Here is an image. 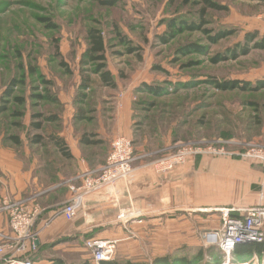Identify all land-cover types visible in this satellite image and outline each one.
I'll return each mask as SVG.
<instances>
[{"label": "rangeland", "instance_id": "obj_1", "mask_svg": "<svg viewBox=\"0 0 264 264\" xmlns=\"http://www.w3.org/2000/svg\"><path fill=\"white\" fill-rule=\"evenodd\" d=\"M115 1L111 6L100 0H0V98L11 79L21 82L15 93L28 99L21 107L26 115L19 120L28 122L31 113H49L54 108L49 101L31 99L33 94H44V87L30 68L36 67L42 72L47 68L55 82H63L68 88L76 86L80 56L88 46L87 33L91 28H98L108 43V67L116 75L117 86H105L100 76L92 73V64L85 67L90 70L91 88L85 91L83 103L75 102V98H81L79 88L73 97L72 124L79 132H118L129 124L126 130L139 151L136 167L164 154L179 141L240 140L264 145V88L220 90L214 83V78L252 83L264 79V49L252 47L247 54H238L219 63L212 61L226 48L243 41L245 31L264 28V0H215L225 4L228 10L208 9V24L204 28L214 32L233 28L235 33L213 42L203 30H176L167 43L159 37L169 32L168 20L182 16L196 21L205 7L203 0ZM51 23L57 27H52ZM119 33L128 38L127 44L121 42ZM128 46L140 49L130 54ZM58 47L72 73L60 65ZM144 84L160 86L161 90L159 94L151 93L142 88ZM54 86L60 92L61 86L57 83ZM126 92L131 102L126 99L128 108L122 113L120 107L125 103L123 95ZM10 113L0 115L1 133L14 119ZM79 114L85 119L78 120ZM49 130L51 124L46 123L41 131L30 130L29 126H9L5 133L24 135L31 151L38 150L43 160L47 156L50 160L52 157L61 159L50 149L48 139L40 144L30 141L34 134L47 137ZM106 149L104 141L85 147V155L91 159L87 161L94 170L106 163ZM35 154L38 155L37 151ZM243 164L245 168L251 167L252 179H257L254 173L260 170L257 163L247 161ZM205 166L204 162L198 166V176L205 174ZM61 190L53 194L57 199L62 197L58 193ZM196 220L177 219L171 223L163 218L135 223L123 231L122 238L112 239L117 240L112 260L153 264L155 258L166 254L194 259L201 248L216 247L194 264H227L228 256L221 258L217 246L204 244L202 235L210 229L199 231L194 226ZM85 241L79 240L75 246L62 250V257H59L62 263L81 264L89 259ZM50 249V246H43L30 254V257L36 256H33V263L41 252ZM246 260L264 264L259 256L253 255ZM0 264L5 262L0 260Z\"/></svg>", "mask_w": 264, "mask_h": 264}, {"label": "crops", "instance_id": "obj_2", "mask_svg": "<svg viewBox=\"0 0 264 264\" xmlns=\"http://www.w3.org/2000/svg\"><path fill=\"white\" fill-rule=\"evenodd\" d=\"M258 28L264 32V28ZM250 31H245V34ZM43 73L51 77L49 69H43ZM76 81V86L73 84L74 86L70 88L65 87L60 81L53 84L52 90L62 103V121L53 124L48 132L64 138L72 158L64 157L50 142V149L60 155L63 162L53 157L50 160L48 156L43 160L38 150H36L38 155L35 154L36 151H31L28 147L30 142L24 135L20 137L21 143L15 144L5 133L9 126L14 127L12 126L14 120H10L11 123L4 127L2 133L0 132V205L3 198L8 196L11 200L30 198L43 207L35 226V229L40 231L38 245L42 249L43 246H50L51 249L41 252L34 264H51V259L62 257L61 251L75 246L79 240L90 237L122 238L123 231L133 227L132 225L137 222L125 226L116 221V215L120 208L132 204L145 214L143 222L147 219L157 221L164 218L172 223L177 219L186 221L195 218L198 220L194 226L199 231L218 227L223 209H231L233 215H239L242 210L264 206L263 164L239 156H199L195 161L179 168L177 172L164 176H157L150 170L140 168L130 191H124V186L122 187L123 195L119 205L109 203L105 197L97 195L76 219L67 220L61 211L63 203L72 196L71 183L82 171L95 169L89 165L91 159L85 155V147L92 145L82 143L81 137L84 132H79L72 124L73 97L79 86V76ZM56 83L61 86L60 92L54 86ZM128 98L129 103L130 95L124 93L125 103L123 102L120 107L122 113L128 108L126 106ZM30 116L31 114L28 115V122H24L25 127L30 124ZM124 126L125 128L118 132L98 131L97 138L104 141L107 146V156L114 137L120 135L131 137L130 132L126 130L130 125ZM247 161L257 163V167L260 168L259 171H254L257 177L255 180L252 179L251 167L245 168L246 164H243ZM202 162L206 163V171L203 176H198V166ZM103 164L104 162L97 167ZM74 182L80 184V181ZM60 189L62 190L58 193L62 197L57 199L53 194ZM0 233L11 234L6 213H0Z\"/></svg>", "mask_w": 264, "mask_h": 264}, {"label": "built area", "instance_id": "obj_3", "mask_svg": "<svg viewBox=\"0 0 264 264\" xmlns=\"http://www.w3.org/2000/svg\"><path fill=\"white\" fill-rule=\"evenodd\" d=\"M199 156H239L264 165V145L217 139L179 141L164 154L136 167L134 164L139 156L133 139L124 135L116 136L111 141L106 163L97 170L82 171L75 178L80 184H75V180L71 183L72 196L63 203L61 213L72 221L97 195L105 197L109 203L119 205L122 190L130 191V185L137 177V169L150 170L157 176H164L177 172ZM242 211L239 215H233L231 209H223L220 225L202 235L204 244L217 246L231 257L239 244L262 242L264 206ZM0 213H6L11 229L9 235L0 233V260L5 264H34L30 254L39 248L40 231L35 229V225L42 213L40 205L30 198L11 200L7 196L2 200ZM144 216L142 210L132 204L119 209L116 221L128 226L135 222L142 223ZM116 243L117 240L90 237L85 241V248L93 264H103L112 260Z\"/></svg>", "mask_w": 264, "mask_h": 264}, {"label": "trees", "instance_id": "obj_4", "mask_svg": "<svg viewBox=\"0 0 264 264\" xmlns=\"http://www.w3.org/2000/svg\"><path fill=\"white\" fill-rule=\"evenodd\" d=\"M105 5H115L116 1L114 0H100ZM203 3L205 5L204 8L201 9L200 14L198 16V19L196 21L190 20L186 17L177 16L173 17L172 19L168 20L167 25L169 27V32L166 34H163L160 38L163 43H167L169 39L173 36L174 31H182V30H189V31H197V30H203L204 32L209 34L211 41H218L220 39H223L229 35H232L235 33V30L226 28L225 30L220 31H213L205 29L204 27L208 24L206 20V14L208 9L217 10V11H227L228 7L225 4H222L215 0H203ZM52 27H57L54 23L50 24ZM176 31V32H177ZM214 33L213 35H210ZM119 39L123 44H127L129 40L126 38L125 34L119 33ZM87 41L88 46L87 48L82 52L79 60V86L78 88L80 91H82L81 98L76 99V104L83 103L84 98H86V92L87 90H90L91 84H92V77L89 73L90 70H87L85 67L92 64L94 68L91 70L92 73L98 74L100 76V79L102 83L105 86L113 87L115 88L117 86L116 81V75L110 70L108 67V60H107V50H108V43L106 42L105 36L102 32V30L98 28H91L87 33ZM260 48L264 49V32L260 31H254V32H247L244 36L243 41L236 42L233 46L226 48V50L215 57L212 58V61L214 63H219L222 61L229 60L230 58H233L237 56L238 54H247L249 50L252 48ZM136 49H140L139 47H129L128 51L130 54L134 53ZM195 49H199L195 46ZM57 55L60 59V65L63 66L68 73H72V69L69 67V62L66 60L62 53L60 52V48H57ZM30 71L32 74H37L38 77L41 80V83L43 85V93H36L31 96V99H37L38 101H49L54 106L53 110L49 111V113H45V111L40 112H34L31 113V120L29 124V129L33 131H41L44 129V126L46 123H50L51 126L57 122H61V113H62V103L61 100L58 98L57 94L53 92L52 87L55 83L54 77L51 75V77H48L46 74H44L42 71H38L36 67L30 68ZM51 72V71H50ZM21 82L17 81L16 78L11 79V81L8 83L6 88L4 89L1 98H0V115L10 113L12 115V118H14V122L12 126L14 127H23L25 128V124L22 120H19L20 118L24 117L26 113L24 112L22 106H24L27 103V97L22 95H17L15 93V88L20 85ZM190 83V82H188ZM215 86L220 90H232V89H245V90H260L264 88V79L258 80L256 83H252L250 81H244L239 79H230V80H219L214 78ZM184 86L187 85L183 84ZM188 87V86H186ZM142 88L146 91H149L151 93L159 94L160 92V86L156 87L151 84H144ZM17 105V106H14ZM57 105L60 106V108L57 109ZM12 110V111H11ZM81 113L83 111L81 110ZM78 120H84L85 116L82 114H79L77 116ZM11 121L9 122V124ZM19 133V132H18ZM10 134L8 139H11L15 144L21 143V135L20 134ZM97 133H83V136L81 137L82 143L86 145H96L100 142L102 143V140L97 138ZM48 139L59 151L60 153L66 157V158H72V154L69 150V147L67 146L64 138L59 137L57 135L49 134L47 137L44 136V134H34L33 137H31L30 141L32 143L38 144L41 143L43 140ZM134 141V140H133ZM137 151V150H136ZM54 245L56 242L53 243ZM40 248V245H38ZM216 250V247L206 248V249H200L198 251V255L196 258L191 259L188 256H176L171 254L162 255L158 258H155L153 260V264H194L196 261H198L200 258H203L204 254L206 253H212L213 250ZM221 251V258H226L225 252L218 248ZM259 256L261 259H264V240L262 242H254V243H245V244H239L235 247L233 252L231 253V258L233 261L237 262H249L251 264H255L252 260H246L248 257ZM34 255L30 257L31 260H33ZM38 256V255H37ZM36 257V256H34ZM38 259V258H37ZM51 264H63L61 258H53L51 259ZM81 264H93L92 259L89 257V259L84 260ZM103 264H149L145 262H133L130 260L126 261H119V260H109L105 261Z\"/></svg>", "mask_w": 264, "mask_h": 264}, {"label": "bare ground", "instance_id": "obj_5", "mask_svg": "<svg viewBox=\"0 0 264 264\" xmlns=\"http://www.w3.org/2000/svg\"><path fill=\"white\" fill-rule=\"evenodd\" d=\"M226 255V254H225ZM227 264H251L249 262H237V261H233L231 257H228L226 260Z\"/></svg>", "mask_w": 264, "mask_h": 264}]
</instances>
